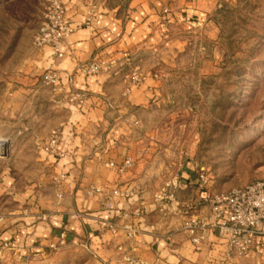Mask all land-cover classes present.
<instances>
[{"label": "crops", "instance_id": "1", "mask_svg": "<svg viewBox=\"0 0 264 264\" xmlns=\"http://www.w3.org/2000/svg\"><path fill=\"white\" fill-rule=\"evenodd\" d=\"M188 1V20H204L216 6V0ZM174 3L130 0L120 16L104 10L89 20L87 11L69 8L74 31L62 43V57L47 47L40 49L44 66L59 71L60 88H36L37 78L26 76L22 82L27 87L14 93L34 102L29 113L44 124L42 134L24 138L33 127L21 125L3 138L10 153L0 156V253L9 248L22 258L74 251L69 260L76 264H201L222 254L215 231H206L194 246L182 228L191 216L209 215V207L197 184L201 167L184 148L188 139L178 134L188 125L173 117L174 97L161 89L160 73L152 63L149 39L159 38L165 23L178 18L170 11ZM119 50H128L133 62L144 57L145 78L126 94L122 79L129 66L88 77L77 69L95 53ZM70 88L82 93L80 104L69 100ZM52 129L60 134V156L44 149ZM127 157L132 165L118 172L116 167ZM175 178L186 183L165 187ZM160 193L164 197L156 199ZM112 221L137 232L128 236L119 228L112 233L107 229ZM61 231L64 244L50 248ZM229 264H264L261 238L248 257Z\"/></svg>", "mask_w": 264, "mask_h": 264}, {"label": "rangeland", "instance_id": "2", "mask_svg": "<svg viewBox=\"0 0 264 264\" xmlns=\"http://www.w3.org/2000/svg\"><path fill=\"white\" fill-rule=\"evenodd\" d=\"M66 1L77 11L116 16L130 2ZM187 1L175 0L170 11L178 18L165 23L159 38L149 39L152 63L161 89L174 97L173 117L188 125L178 131L189 141L184 148L208 173V189L224 192L264 179V0H216L201 21L186 18ZM41 8L42 0H0V144L21 125L33 127L24 138L43 133V121L29 113L34 102L14 94L27 87L26 76L37 78L36 88H48L41 83L48 69L43 50L31 44ZM139 59L134 63L141 70L144 57ZM9 151L7 146V155L0 156L9 157ZM74 253L19 258L6 248L0 264H76L69 260Z\"/></svg>", "mask_w": 264, "mask_h": 264}, {"label": "built area", "instance_id": "3", "mask_svg": "<svg viewBox=\"0 0 264 264\" xmlns=\"http://www.w3.org/2000/svg\"><path fill=\"white\" fill-rule=\"evenodd\" d=\"M66 0H42L41 14L35 32L32 35L31 44L34 49L49 48L52 55L62 57V43L74 31L73 23L68 15L69 6ZM94 13L88 12L86 20ZM140 61V59H139ZM129 66V72L123 76L124 91L126 94L131 86L140 84L145 75L140 70L139 64L134 63L128 50L115 52L102 51L95 53L89 60L77 66L84 76L110 74L121 67ZM60 74L57 69L49 68L41 75V83L50 90L59 89ZM69 87L73 86V78H67ZM70 101L80 104L83 100L82 93L69 90ZM59 131L52 129L49 132L48 141L44 149L49 153L61 155L57 150ZM106 165L113 166L108 162ZM132 165L129 157L125 158L116 168L123 172ZM198 185L201 187L200 198L209 207V215L201 218L189 217L182 228L190 235V241L194 246H199L205 237V232L213 230L224 246V251L218 257L210 258L201 264H229L236 258H244L250 255L256 238H261L264 247V179L255 180L245 185L231 188L224 192H211L208 189L209 175L201 168L197 173ZM186 182L178 178L168 181L165 187L175 188ZM98 190V189H96ZM172 197L171 193L165 195ZM162 193L155 196L162 199ZM2 217L0 216V221ZM123 228L128 236H134L137 230L129 225H119L112 221L107 223V229L116 233ZM66 234L61 231L49 247L57 249L64 244ZM135 264V263H133Z\"/></svg>", "mask_w": 264, "mask_h": 264}, {"label": "water", "instance_id": "4", "mask_svg": "<svg viewBox=\"0 0 264 264\" xmlns=\"http://www.w3.org/2000/svg\"><path fill=\"white\" fill-rule=\"evenodd\" d=\"M7 146H8V143L5 141L0 144V155L1 156L7 155Z\"/></svg>", "mask_w": 264, "mask_h": 264}]
</instances>
